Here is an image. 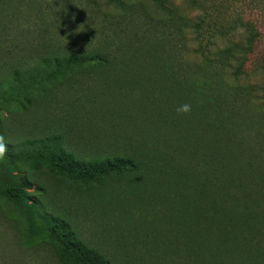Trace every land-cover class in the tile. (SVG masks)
Segmentation results:
<instances>
[{
    "label": "rangeland",
    "instance_id": "1",
    "mask_svg": "<svg viewBox=\"0 0 264 264\" xmlns=\"http://www.w3.org/2000/svg\"><path fill=\"white\" fill-rule=\"evenodd\" d=\"M131 1L136 17L114 47L123 9L112 0H0L7 35L0 34V81L41 57L110 51L119 57L45 79L32 104L5 111L0 142L19 152L58 138L82 162L133 159L137 168L91 183L46 167L22 171L35 183L30 195L42 213L67 223L113 264H253L250 252L264 255V222L252 231V251L239 244L250 234L232 237L229 226L236 227L223 217L239 213L222 209L218 190H207L203 167L219 170V154L205 159L220 149L245 154L264 175V30L239 77L229 67L224 73L198 65L229 38L243 39L232 30L240 17L258 25L264 11L248 6L251 0H198L204 23L178 48L138 16L140 0ZM222 32L228 37L216 35ZM254 187L263 192L252 194L262 198L252 208L264 215V176ZM27 235L25 220L0 198V264H61L52 240Z\"/></svg>",
    "mask_w": 264,
    "mask_h": 264
},
{
    "label": "trees",
    "instance_id": "2",
    "mask_svg": "<svg viewBox=\"0 0 264 264\" xmlns=\"http://www.w3.org/2000/svg\"><path fill=\"white\" fill-rule=\"evenodd\" d=\"M112 3L123 9L120 17L122 22L119 21L120 32L114 35V47H116L118 43L121 44V34L123 32L125 34L126 26L130 24L127 20H131L136 16L134 15L133 7L135 6L133 1L112 0ZM250 3L248 6L254 5V10L263 13L264 0H251ZM139 5V15H137L145 20V24L154 27L166 39L167 43H173L178 48L183 41L185 42V37L189 32L191 34L198 32L200 26L204 23L201 14L198 15L197 13L201 10L198 0H150L149 3L146 0H140ZM3 27L0 22V34H4L6 37V32L2 31ZM232 30L235 33L240 31L243 34V39L238 41L226 38L228 40L225 48H216L214 52L208 51L203 56L201 55L203 60L201 64H197L199 68L214 64L220 67L224 73L228 67L238 77L243 73V69L248 65L251 57L259 47L258 40L263 34L264 20L257 25L252 19L240 17ZM216 35L228 37L229 34L222 32ZM150 49L148 55L154 56L156 54L155 47L150 46ZM185 49H180V53ZM142 50L138 49L137 51L142 54ZM136 57L138 58V55ZM118 59L119 57L112 51L105 54L64 53L59 56L41 57V62L29 70L22 71L20 67L8 70L5 77L0 81V133L5 111L11 112L13 107L25 109L27 104H32L35 100L34 95L40 90V86L45 79H52L55 76L64 74L73 66L81 68L87 63L109 66L117 62ZM231 59L236 67L232 65V62L229 63ZM246 88L252 94L256 95L258 92L255 84H250ZM216 154L220 155V157L218 155L220 159L219 170H217L216 164H205L203 167L207 175L206 180L210 184L206 188L207 190H218L222 196V209L232 211L236 208L239 213L238 218H234L232 215L231 217L224 215L222 222L224 224H234L236 230L229 226L233 238L236 234L245 232L250 234L251 240L248 243L241 241L239 244H244L249 251H252V231L254 234L257 233L263 228L261 226L264 222V215L256 213L252 208L262 198L254 197L252 194L263 192V190L254 187V184L264 175L261 173L260 168H256L253 162L248 160L243 153L232 151H222L220 153V149H218L211 152L205 161L215 159ZM25 167L33 170L46 167L55 174L65 176L71 180L91 183L102 180L119 169L137 168L133 159L114 158L104 161L82 162L62 149L58 138L43 140L37 148L20 150L19 152H12L9 146L2 145V142H0V198L10 204L25 220L28 233L27 239L45 237L52 240L56 257L61 264H113L97 249L89 247L79 240L70 231V226L67 223L60 222V220L42 213L38 202L33 201V197L30 195V190L33 189L35 184L34 181L22 174ZM215 176H217V179ZM254 250L250 252L252 253L250 256L253 258V264H264V255L260 256L261 250L259 248Z\"/></svg>",
    "mask_w": 264,
    "mask_h": 264
}]
</instances>
